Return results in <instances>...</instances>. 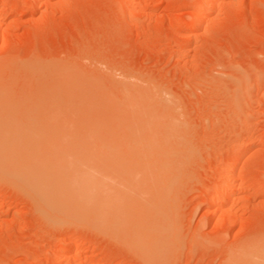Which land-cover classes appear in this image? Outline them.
I'll return each mask as SVG.
<instances>
[{"label":"rangeland","instance_id":"obj_1","mask_svg":"<svg viewBox=\"0 0 264 264\" xmlns=\"http://www.w3.org/2000/svg\"><path fill=\"white\" fill-rule=\"evenodd\" d=\"M212 8L204 26V0H0V264H264V0ZM143 98L165 110L150 145L132 131L134 147L117 124L131 125ZM16 152L64 179L83 174L94 201L67 186L47 213L9 167ZM136 184L141 194H121ZM132 198L154 214L145 247L138 222L120 219Z\"/></svg>","mask_w":264,"mask_h":264},{"label":"bare ground","instance_id":"obj_2","mask_svg":"<svg viewBox=\"0 0 264 264\" xmlns=\"http://www.w3.org/2000/svg\"><path fill=\"white\" fill-rule=\"evenodd\" d=\"M37 2H39V1H37ZM125 2V1H124ZM217 2V0H204V9H203V11H201V13H200V15H199V17H198V21L200 22V23H202V25H204L205 24V22L208 20V19H210V18H208V17H210V14L212 13V10H213V5H215V3ZM40 3V2H39ZM38 4V3H37ZM39 5V4H38ZM37 6V5H36ZM205 26V25H204ZM203 28V27H202ZM203 32L205 31L204 29L202 30ZM202 32V33H203ZM60 85V84H59ZM46 87V86H45ZM61 87H63L62 85H61ZM65 87V86H64ZM51 89V88H50ZM66 89V88H65ZM62 91L64 90V88H62L61 89ZM67 90V89H66ZM48 92V91H47ZM64 92V91H63ZM51 94V93H50ZM52 94H53V92H52ZM63 95L65 94V93H62ZM2 95H3V93H2ZM54 95V94H53ZM41 97V96H40ZM12 98V97H11ZM19 98V97H18ZM63 98H65L64 96H63ZM63 98H61V99H63ZM13 99V98H12ZM16 99V98H15ZM144 99V98H143ZM139 100L141 103L140 104H142V105H138V103L136 104V106L138 105V107L137 108H139V109H137V108H135V104H133V103H131V109H132V112H138V117H136L137 116V114L135 115V116H133L134 118L131 120V125H128L129 124V122L127 123V121H126V125L124 124V126L121 124V126H120V128H118L119 127V124H117L118 125V127H117V129L119 130V129H122L123 131H124V133H125V130L127 131V132H130L131 131V135L128 133V134H126V136H130V138H126L125 137V139H127V141L125 142V141H123V139L122 140H120V141H123V142H125L126 144L127 143H129V144H135L136 142H138V141H140L139 143L141 144L142 142V144L144 145V143L146 144V146L148 145V143H149V141L152 143V141L154 140V138L153 137H155V135H154V133L156 132V126L157 125H159V124H157V122H155L156 120L154 119L155 118V107H157L158 106V104L159 103H157V101H156V99H155V101H154V103H152L153 105H149V103L151 102V100H149V99H147L148 101H150L149 103H146L147 102V100L146 99H144V100ZM154 99V98H153ZM17 100V99H16ZM67 100V99H66ZM65 100V101H66ZM55 101H57V99L55 100ZM62 101V100H61ZM63 102V101H62ZM137 102V101H136ZM41 104V103H40ZM57 104V103H56ZM61 103H59V105H60ZM15 105V104H14ZM51 105V104H50ZM64 105V104H63ZM11 106H13V105H10V107ZM16 106H18L17 105V103H16V105H15V108H17L16 110H18V107H16ZM19 106H20V104H19ZM26 106V105H25ZM52 106V105H51ZM159 106H161L163 109L162 110H165L164 109V107H163V105L162 104H159ZM165 106V105H164ZM14 107V106H13ZM63 107V106H62ZM68 107V111H69V105L67 106ZM20 108V107H19ZM23 108H25V107H23ZM38 108H40V106H38ZM133 108H135V110L133 111ZM160 108V107H159ZM26 109V108H25ZM27 109H29V107H27ZM55 109V108H54ZM114 109H117V108H114ZM120 109V108H119ZM131 109H130V112H131ZM34 110H36V108L34 109ZM48 110V109H47ZM161 110V111H162ZM22 111L25 113L26 111H24L23 109H22ZM21 111V112H22ZM29 111V110H28ZM33 111V110H32ZM116 111V110H115ZM120 111V110H119ZM118 111V112H119ZM31 112V111H30ZM40 112V111H39ZM46 112V111H45ZM49 112V111H48ZM23 113V114H24ZM32 113V112H31ZM30 113V114H31ZM34 113V112H33ZM38 113V112H37ZM54 113H56V111H54ZM66 113H68L67 111L65 112V116L66 115H68V114H66ZM51 114H52V116L53 115H55V114H53L52 112H50V114L48 115V116H51ZM117 114V113H116ZM119 114V113H118ZM156 114H158V110H157V113ZM51 116V117H52ZM58 116V115H57ZM114 116V115H113ZM36 117H38V116H36ZM53 117H55L56 118V115L55 116H53ZM52 117V119L54 120L55 118H53ZM68 117V116H67ZM115 117L117 118V116L115 115ZM120 117H123V116H119V118L118 119H120ZM127 118L129 117V116H126ZM29 118H31V117H29ZM38 118H40L41 120L43 119V117L41 118V117H38ZM58 118V117H57ZM123 118H125V117H123ZM130 118V117H129ZM135 118H137L136 120H135ZM32 119V118H31ZM30 119V120H31ZM40 119H38L37 120V122L38 123H41L42 124V122H41V120ZM45 117H44V120L43 121H45ZM51 119V120H52ZM112 119H113V117H112ZM23 120H25V119H23ZM22 120V121H23ZM34 120V121H33ZM33 120H31L30 122H32V123H35L36 122V120L33 118ZM63 120H64V122H65V120L66 119H62V121L60 120V122H63ZM109 121H110V119H108ZM115 120V119H114ZM155 120V121H154ZM48 121V120H47ZM47 121H45L46 123H47ZM56 121V120H55ZM93 121V120H92ZM119 121V120H118ZM121 121V120H120ZM29 121H27V122H24V124L25 123H28ZM36 122V123H37ZM44 122V123H45ZM48 122H50V121H48ZM63 122V123H64ZM67 123H68V121H66ZM66 122H65V124H66ZM84 122H86V121H84ZM104 122H107V121H105L104 120ZM115 122H116V120L113 122L114 123V125H115ZM121 122H123V121H121ZM134 122V123H133ZM37 123V125H40V124H38ZM51 123V122H50ZM56 123V122H55ZM57 123H59L58 121H57ZM56 123V124H57ZM112 123V122H111ZM116 123H118V122H116ZM52 124V123H51ZM69 124V123H68ZM68 124H66V126H68L69 127V125ZM102 124V123H101ZM108 125L107 126H109L110 124L109 123H107ZM157 124V125H156ZM30 126L31 124L30 123H28V124H26V127L27 126ZM43 125V124H42ZM42 125H41V127H42ZM44 125H46V124H44ZM61 125H62V123H60V124H58V125H56V126H60L61 127ZM81 125V124H80ZM116 125V126H117ZM133 125V126H132ZM33 126V125H32ZM31 126V127H32ZM54 126L55 125H53V126H50L49 124H48V127L47 128H51L53 131V134H54ZM65 126V125H64ZM94 126V125H93ZM100 126V125H99ZM105 126H106V124H105ZM110 126H112V125H110ZM122 126H123V128H122ZM127 126H129V127H131V129L129 128V127H127ZM40 127V126H39ZM58 127H55V128H58ZM59 127V128H60ZM63 127V126H62ZM85 127V126H84ZM95 127V126H94ZM114 127V126H113ZM29 128V127H28ZM45 128V127H44ZM65 128H67V127H65ZM99 128V127H98ZM125 128H127V129H125ZM30 129V128H29ZM40 129V128H39ZM46 129V128H45ZM68 129V128H67ZM102 129V128H101ZM107 129V128H106ZM110 129V128H109ZM113 129V128H112ZM117 129H116V127H115V132L117 131ZM43 130V129H42ZM65 130V129H64ZM89 130V129H88ZM108 130V129H107ZM153 130H154V132H153ZM48 131V130H47ZM50 131V130H49ZM48 131V132H49ZM56 131H57V129H56ZM59 131V130H58ZM63 131V130H62ZM66 131V130H65ZM109 131H114V129L113 130H109ZM132 131H137V136H140V138L138 137L137 138V136L135 135V134H133V132ZM60 132V131H59ZM141 134H139V133ZM151 132H153V134L151 133ZM117 133H119L120 134V131L118 132L117 131ZM152 134V139H151V134ZM40 134V133H39ZM38 134V135H39ZM44 134V133H43ZM59 134V133H58ZM118 134V135H119ZM139 134V135H138ZM150 134V135H149ZM46 135H48V133L46 134ZM52 135V134H51ZM55 135H57V133L55 134ZM62 135V134H61ZM116 135V134H115ZM114 135V136H115ZM125 135V134H124ZM132 135H134V136H136V137H134V136H132ZM64 136L65 135H63V136H61V137H63L62 139L63 140H65L64 139ZM67 136V135H66ZM65 136V138L67 139V137L68 136H70V135H68L67 137ZM121 136V135H120ZM35 137V136H34ZM36 137H38L37 135H36ZM35 137V138H36ZM43 137V136H42ZM54 137V135L53 136H51V138H53ZM116 137V136H115ZM131 137H133L134 139L135 138H137V139H135L136 140V142L134 143H131L130 141H131V139H133V138H131ZM33 138V137H32ZM44 138V137H43ZM43 138H41V139H43ZM124 138V137H123ZM49 139V138H48ZM73 139V138H72ZM117 139V138H116ZM119 139H121V137H119L118 138V140ZM124 139V140H125ZM128 139H130V141L128 142ZM140 139V140H139ZM144 140V141H142V140ZM151 139V140H150ZM24 141H25V139H23ZM22 140V141H23ZM31 140V138H29V140L27 141V142H24V143H28L29 141ZM37 140V139H36ZM40 140V139H39ZM54 140L55 141H57L58 139H55L54 138ZM53 140V141H54ZM61 140V139H60ZM70 140V139H69ZM74 141H75V139H73ZM134 140V141H135ZM38 141V140H37ZM52 141V140H51ZM54 141V142H55ZM62 141V140H61ZM120 141H118V142H120ZM133 141V140H132ZM142 141V142H141ZM58 142V141H57ZM60 142V141H59ZM58 142V143H59ZM62 142H65V141H62ZM69 142V141H68ZM29 143H34V141H33V139H32V142H29ZM42 143V142H41ZM56 143V142H55ZM58 143H57V145H58ZM139 143H137L138 145H139ZM151 143H149V145L151 144ZM23 142L21 143V146H19V147H23ZM70 144V143H69ZM125 144V145H126ZM137 144H135V145H133L134 147L135 146H137ZM30 145V144H29ZM64 145V144H63ZM65 145H66V143H65ZM68 145V144H67ZM74 145V144H73ZM121 145H122V143H121ZM128 145V144H127ZM52 146H53V143H52ZM60 146V145H59ZM58 146V147H59ZM19 147H18V149H19ZM46 147V146H45ZM55 147V146H54ZM57 147V148H58ZM62 146H60L59 147V149L61 148ZM70 147V146H69ZM44 148V147H43ZM47 149H48V147H46ZM131 148V147H130ZM27 150H30V149H28V148H26ZM26 149H24V150H26ZM38 149V148H37ZM70 149V148H69ZM23 150V149H22ZM23 150V151H24ZM26 150V151H27ZM44 151H45V149H43ZM49 150V149H48ZM52 150V149H51ZM71 150V149H70ZM69 150V151H70ZM17 151H19V150H17ZM26 151H24V153L26 152ZM31 152H33L32 150H30ZM43 151V152H44ZM50 151V150H49ZM53 151V150H52ZM20 152V151H19ZM28 152V151H27ZM39 152H41V150L39 151ZM43 152H42V154H43ZM56 152H58L57 150H56ZM61 152H63L62 150H61ZM60 152V153H61ZM71 152H73V151H71ZM17 154V157L15 156L14 158H11V160H10V168H11V170L15 173V178H17V182H19L20 184H21V186L23 187V188H25V190H27V191H29L28 193L31 195V197L33 198V199H35V202H36V200L38 201V202H36L37 203V205L39 204L40 205V207H43L44 208V210H50L51 208V206L49 207V203H52V200L54 199V198H57L56 196H58L59 195V192H60V190H62V188H66L67 186H68V188L70 189L71 187H78L77 189L78 190H82L83 192H86L87 191V189L89 190V187L90 186H88V184H90V180L89 179H87V181H88V183L86 182V181H84V178H85V176L83 175V174H80L78 171H73L72 172V175H71V177L70 178H67V179H64V177L62 176V175H60V172H56V171H53L52 169H51V171H50V166L49 167H46V165L44 166V165H42L41 164V162L40 163H38V165H36L37 164V162L38 161H40V160H38V156L40 157V155H38L37 157H35V158H37V161H35V162H33V160H34V158H33V160L31 161L30 160V158H27L28 156H24V154L21 156V154H18V152H16ZM34 153V152H33ZM38 153V152H37ZM46 153V152H45ZM59 153V152H58ZM27 155H29V153H26ZM25 154V155H26ZM35 155H37L36 154V152L34 153ZM39 154V153H38ZM48 154V153H47ZM75 154V153H74ZM98 154V153H97ZM137 154V153H136ZM33 155V154H32ZM58 155V154H57ZM121 155V154H120ZM30 156V155H29ZM34 156V155H33ZM41 156H43V155H41ZM61 156V155H60ZM66 156H68V155H66ZM44 157H45V155H44ZM62 157V156H61ZM61 157H59L60 159H61ZM121 157V156H120ZM32 158V157H31ZM46 158V157H45ZM58 158V159H59ZM68 158H70L71 159V157L69 156ZM43 159V158H42ZM47 159H49V158H47ZM121 159V158H120ZM44 160V159H43ZM43 160H41V161H43ZM51 160H52V158H51ZM54 160H56V159H53L52 161H54ZM75 160V159H74ZM76 161V160H75ZM132 161V160H131ZM136 161H138L137 159H136ZM58 163H59V161H58ZM61 163V162H60ZM69 163V162H68ZM120 163V162H119ZM126 163V162H125ZM40 164V165H39ZM62 164V163H61ZM71 164V163H70ZM123 164V163H122ZM51 165V164H50ZM64 166H66V165H64ZM121 166V165H120ZM123 166V168H126V166H124V164L122 165ZM138 167L137 168H135L136 170H139L138 168H139V165H137ZM140 166H141V164H140ZM92 167V166H91ZM117 167V166H116ZM132 167L133 166H131V170H132ZM135 167V166H134ZM55 168V167H54ZM82 168H83V165H82ZM130 169V167H128L127 166V168H126V170L127 169ZM141 168H142V166H141ZM58 169V168H57ZM106 169V168H105ZM116 169V168H115ZM118 169H121V171L123 172V174L124 173H126V172H124V171H126L125 169L124 170H122V168L121 167H119ZM127 170V171H129L130 172V170ZM145 169V168H144ZM148 169V168H147ZM56 170V169H55ZM60 170V169H59ZM58 170V171H59ZM85 170V169H84ZM93 170V169H92ZM143 170V169H142ZM87 171H88V169H87ZM109 171V170H108ZM117 171V170H116ZM115 171V172H116ZM121 171H119V172H121ZM144 171V170H143ZM76 172H78L77 173V175H75L76 174ZM92 172V171H91ZM122 172L120 173V176H122L121 178H123V179H126L125 181L127 182V183H129L128 185H126V186H129V185H132V184H130V182H135V183H138V180H133L132 181V179H136V175H134L137 171H133V173H126L127 174V176H128V174H129V176L126 178V177H124V176H126L125 174L124 175H121L122 174ZM135 172V173H134ZM149 172H150V174H152L151 172L152 171H149V170H146L145 171V175L143 176V179L141 178V180H140V187H139V189H143V188H145L144 190L146 191V193H147V191H149V177H150V174H149ZM59 173V174H58ZM110 173V172H109ZM117 173V172H116ZM63 174V173H62ZM71 174V173H70ZM74 174V175H73ZM79 174V175H78ZM118 174V173H117ZM133 174V176H134V178L131 176V178H130V175H132ZM111 175H113V174H111ZM70 176V175H69ZM115 176V175H114ZM149 176V177H148ZM152 177V176H151ZM150 177V178H151ZM66 178V177H65ZM128 179V180H127ZM93 181H95L94 179H92ZM92 181V182H93ZM102 180H100V182H101ZM105 181V180H104ZM119 181H121V180H119ZM123 181V180H122ZM129 181V182H128ZM99 182V183H100ZM125 182V183H126ZM94 183V182H93ZM95 183H97V186L96 187H98V182H96L95 181ZM102 183V182H101ZM103 184H105V183H102V185ZM123 184H124V182H123ZM134 184V183H133ZM142 184H146V186H142L141 187V185ZM148 184V185H147ZM236 182L235 181H233V182H226L224 185H223V187H222V191H221V193H220V196H219V207L222 209V210H224V208H225V202L223 201V199H225V198H229V196H231V195H236V191H235V187H236ZM94 185H96V184H94ZM101 185V186H102ZM135 186H137L138 187V184H136V185H134V187ZM93 187V191H95L96 192V187H94V186H92ZM104 187H107V185L106 186H103V187H98V191H99V188H104ZM76 188H71V190L72 189H74V190H76ZM119 188H121V187H119ZM118 188V189H119ZM129 188V187H128ZM136 188V187H135ZM131 188L130 187V190H127L126 189V192L125 193H121V194H124L123 196H125V195H127V197H128V195H129V198H131V196L132 197H134L133 196V194L135 193V191L137 192V189L138 188ZM68 189V190H69ZM113 189V188H112ZM132 189V190H131ZM138 189V190H139ZM90 190H91V192H90ZM90 190L88 191V194H89V192L91 193V195H88L87 193L85 194V193H83V194H81V195H85L86 196V200H90V201H94L92 198L94 197L93 195L94 194H92L93 192H92V188L90 187ZM104 190H106V191H108L107 190V188L106 189H104ZM104 190H103V192H104ZM231 190H234V192H233V194H231L230 192H231ZM62 191H64V190H62ZM80 191H78L77 193H79L78 194V196H80ZM105 191V192H106ZM112 191V190H111ZM121 191V190H120ZM129 193H128V192ZM131 191V192H130ZM140 191V190H139ZM137 192V194L136 195H139V194H141L142 193V191H140V192ZM69 192V191H68ZM72 192V191H71ZM76 192V191H75ZM144 192V191H143ZM70 193V192H69ZM76 193V194H77ZM97 193V192H96ZM139 193V194H138ZM146 193H143V194H146ZM75 194V193H74ZM75 194V195H76ZM99 194H100V192H99ZM134 194V195H135ZM102 195H104V193H102ZM101 195V196H102ZM82 196V198H85V196L83 197ZM87 196H92V198H90V199H87ZM97 196L99 197L100 195H98V193H97ZM104 197V196H103ZM126 198V197H125ZM137 198V197H136ZM135 198V199H136ZM139 198V197H138ZM133 199V201L132 200H130L132 203H138L137 202V200H136V202H135V200H134V198H132ZM102 200V199H101ZM128 200V199H127ZM54 201H55V199H54ZM96 201V200H95ZM99 201V200H98ZM141 201V200H140ZM149 201V200H148ZM147 201V203H149ZM84 202V201H83ZM86 202V201H85ZM143 203V202H142ZM141 202H139L138 203V206L139 207H137V205L136 204H134V206H135V209H134V206H132V204L131 203H129V205L130 206H126V208H128L129 209V207H131V210L133 211V209H134V211L135 212H137V213H135V212H131L130 211V209H129V211H127L126 213H128L127 215L129 216L130 215V213H132V214H134V215H130L131 217H130V219H131V221H129L130 219H129V217L127 218V215H126V213L125 212H121V217L124 219V217H123V214L124 215H126L125 216V218L126 219H124V220H122V218H120L121 219V221H127V219H128V223L130 224V225H132V219H135L136 220V222H138L137 223V225H139L138 227L141 229V231H143L145 228H150L151 229V232L153 231L152 230V228H154L153 227V225L155 224L154 223V219H151V216H153L154 214H152V215H149L148 213L150 212L149 210H151V209H149L148 210V208L149 207H147V205H145L144 203L142 204ZM54 204L55 203H53V206H54ZM99 204V203H98ZM102 204V203H101ZM105 204V203H104ZM104 204H102L103 206H104V209H105V207H106V205H104ZM101 206V205H100ZM102 206V207H103ZM39 207V208H40ZM55 207H56V204H55ZM54 207V209H56ZM101 207V208H102ZM125 207V206H124ZM123 207V208H124ZM136 207H137V211H136ZM141 207V208H140ZM98 208H99V206H98ZM126 208H125V210H126ZM133 208V209H132ZM140 208V209H139ZM42 209V208H41ZM53 209V210H54ZM103 209V208H102ZM139 209V210H138ZM43 210V209H42ZM49 210H48V212L47 213H49V214H54L55 213V211H53V212H49ZM115 210V209H114ZM124 210V211H125ZM147 210L149 211V212H147ZM108 211V210H107ZM141 211V212H140ZM225 211V210H224ZM118 212H119V210H118ZM130 212V213H129ZM113 214L114 213H116V211L115 212H112ZM123 213V214H122ZM152 213H153V211H152ZM52 214V215H53ZM110 214V213H109ZM119 214H120V212H119ZM119 214L117 213V214H115V216L116 215H118L119 216ZM138 214V218H135L136 217V215ZM142 214V215H141ZM112 215V214H111ZM140 215V216H139ZM114 217V216H113ZM133 217V218H132ZM112 218V217H111ZM141 218V219H140ZM153 218V217H152ZM140 219V220H139ZM134 220V221H135ZM124 222V223H125ZM154 223V224H153ZM127 226L129 225V224H127V223H125ZM136 224V223H135ZM133 226H135L134 225V223H133V225H132V227ZM138 228V230H140ZM142 228H143V230H142ZM132 230H133V228H131ZM147 229H146V231H147ZM150 229H148V230H150ZM135 230V229H134ZM146 231H143V232H139V231H137V229H136V231L135 232H137L136 234L134 233V236L135 237H133V238H135V239H133V241L135 242V240H136V243H139V244H141V242H143L141 245H139V246H142V247H145V245H148L149 244V242H150V240H151V242L153 243V239L154 238H152V237H154L153 235L155 234H153L152 233V235H151V233L149 232V231H147L149 234H147V232ZM146 233V235L145 236H147V237H145L144 238V240L146 239H148V241L146 242V243H144V241H142L141 240V238L143 237H141V234H145ZM154 232V231H153ZM141 237V238H140ZM155 240V239H154ZM71 245H73V244H71ZM138 244H136V246H137ZM138 246V247H139ZM149 247V246H148ZM148 247H146L145 248V250H144V252L146 253V251L148 252V250H147V248ZM150 248V247H149ZM143 252V251H142ZM72 259V258H71ZM71 259H70V257H68L67 259L65 258V261H64V263L63 264H71Z\"/></svg>","mask_w":264,"mask_h":264}]
</instances>
